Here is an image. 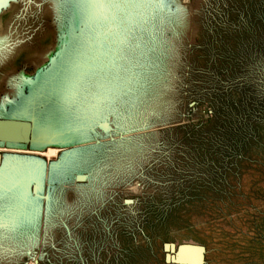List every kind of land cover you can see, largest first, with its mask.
I'll list each match as a JSON object with an SVG mask.
<instances>
[{"label":"rangeland","instance_id":"1","mask_svg":"<svg viewBox=\"0 0 264 264\" xmlns=\"http://www.w3.org/2000/svg\"><path fill=\"white\" fill-rule=\"evenodd\" d=\"M0 118L67 150L0 141L66 155L0 195V264H264V0H0Z\"/></svg>","mask_w":264,"mask_h":264},{"label":"water","instance_id":"2","mask_svg":"<svg viewBox=\"0 0 264 264\" xmlns=\"http://www.w3.org/2000/svg\"><path fill=\"white\" fill-rule=\"evenodd\" d=\"M35 128V129H34ZM36 123L31 120L19 119V118H0V141H14L19 143V147L23 148L24 145L28 143L32 144H47L51 146H59L62 147L63 151L64 145L60 144L58 141L52 140V138H46L42 135H37L36 133ZM42 137V138H41ZM74 142V141H73ZM4 143V142H0ZM8 144V143H6ZM9 146V144H8ZM36 149V148H35ZM61 154V153H60ZM59 155L56 160H52L47 164L45 158L35 157L39 155L26 154L25 153H4L3 154V162L0 165V195L3 194L7 196H11L14 199V203L24 202V187L30 182L32 179L29 174V161L26 158H36L38 162L36 166L32 169H37L42 166L46 169L48 168L49 175L57 176L56 170L58 164L62 162V160L66 157V155ZM24 157V159H22ZM41 163V164H40ZM39 165V166H38ZM48 166V167H47ZM38 169V170H39ZM35 170V174L38 172ZM27 172V174L25 173ZM21 173L24 174V179L22 176H18ZM86 174V173H85ZM85 174L80 173L77 176V180L85 181ZM46 175V172H45ZM87 175V174H86ZM37 176V175H36ZM88 176V175H87ZM47 177V175H46ZM33 183L32 192L37 195L40 194L42 188V180L38 179ZM37 187L39 192L37 193ZM128 203H131V199H126ZM24 208H20V211L23 212ZM23 215V213H21ZM165 250V259L168 263H176V264H204L205 263V247L198 243L185 242L177 246L176 242L170 241L164 243Z\"/></svg>","mask_w":264,"mask_h":264},{"label":"bare ground","instance_id":"3","mask_svg":"<svg viewBox=\"0 0 264 264\" xmlns=\"http://www.w3.org/2000/svg\"><path fill=\"white\" fill-rule=\"evenodd\" d=\"M5 147V146H4ZM4 147L2 148V147H0V151L1 150H5L4 149ZM13 150H15V151H26V150H23L22 148H20V147H15V146H12L11 147ZM11 148H8V149H11ZM59 148V147H58ZM58 148H56V147H49L48 148V150L47 151H45L44 153L48 156V157H52V156H55V155H57V153H58V151H59V149ZM7 149V148H6ZM29 152H33V153H39L40 151L39 150H36V149H34V150H29ZM42 152V151H41ZM43 154V153H42ZM0 162H1V155H0Z\"/></svg>","mask_w":264,"mask_h":264}]
</instances>
